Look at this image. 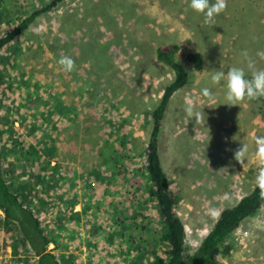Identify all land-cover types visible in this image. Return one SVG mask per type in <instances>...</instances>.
Masks as SVG:
<instances>
[{
    "label": "rangeland",
    "instance_id": "1",
    "mask_svg": "<svg viewBox=\"0 0 264 264\" xmlns=\"http://www.w3.org/2000/svg\"><path fill=\"white\" fill-rule=\"evenodd\" d=\"M51 1L0 0V36ZM159 47L189 74L169 100L158 151L170 188L179 193L175 210L193 253L220 213L256 186L253 137L264 136V97L226 105L224 82L214 85L211 76L244 67L250 78L245 50L264 69L256 56L264 51V0H227L213 26L190 0H60L0 52L8 80L0 118L16 139L5 143L0 136L4 177L16 193L30 186L32 195L22 202L60 244L49 249L73 253L77 264H153L164 246L145 169L151 113L175 78L158 58ZM194 53L200 68L189 57ZM61 56L75 61L74 71L61 69ZM205 87L213 99L202 96ZM187 102L204 113L199 125L186 116ZM242 144L249 145L244 166L234 159ZM53 172L60 178L54 188ZM71 185L78 194L73 212ZM44 201L58 204L44 208ZM230 241L232 253L218 264H264V207ZM37 259L17 224L1 219L0 264Z\"/></svg>",
    "mask_w": 264,
    "mask_h": 264
},
{
    "label": "trees",
    "instance_id": "2",
    "mask_svg": "<svg viewBox=\"0 0 264 264\" xmlns=\"http://www.w3.org/2000/svg\"><path fill=\"white\" fill-rule=\"evenodd\" d=\"M59 1L60 0H52L45 6L33 10L32 13L24 15L18 25H15L6 35L0 36V52L10 41L24 32L29 24L39 15L51 10ZM189 57L195 62L196 66L200 68L201 55L199 53H194ZM0 58L1 102L2 96L6 94L5 92L3 93L4 89L2 88V84H8V80H6V74L1 67L2 62L5 61V57L0 56ZM158 58L174 69L175 78L166 86L161 101L151 113L153 129L145 151V169L148 180L152 186V198L156 201V210L159 215L158 220L160 225H162L160 241L164 244V246L155 253L153 264H218L222 255H230L232 253L233 245L230 238L233 233L240 227L244 219L250 217L264 207V200L260 199L259 189L255 186L252 191L243 196L237 204L225 208L220 213L215 224L206 233L200 245L193 253L187 251V230L184 222L177 216L175 210L176 205L180 201V196L176 190L170 188L169 180L161 166L158 151V137L161 132L162 120L169 100L174 92L189 82V74L179 63L172 61V58L168 56L166 47L158 48ZM5 129V123H3L0 118V136L5 143L7 141H15L16 139L14 136H8V128ZM20 143L25 146L22 140ZM42 143L46 145L44 147L46 148L48 144L47 141ZM48 148L52 151L50 147ZM3 153L4 147L0 145V220L4 219L8 223L17 224L22 240L27 243L30 250L38 257L37 264H77L74 260L73 253H58L54 252L55 249H49V245L53 243L56 248H59L60 244L53 237L49 236L41 225L38 213L33 210L31 206L25 205L24 202H22L23 199L30 198L28 194L30 196L32 195L30 186H23L20 192L16 193L8 184L3 174ZM55 154H57V152ZM114 156V162L118 165L117 156ZM104 159L106 160V157ZM110 159H112L111 156ZM50 160L51 159H47L49 163ZM121 172L122 170L120 169L119 173ZM54 174L55 172L51 173L52 177L50 178V185L53 186L52 188L57 185L60 179L54 177ZM75 187V185L70 186V212H73L72 210L78 202V194ZM67 194H69L68 190ZM19 196H21L22 199H20ZM59 199H61V197H59ZM57 204V202L46 203L44 201V205L42 206H44V208L50 206L54 209V206ZM61 214L62 211L59 208L56 215L61 216ZM13 246L14 253H18L20 254L19 256H21V248L15 244H13Z\"/></svg>",
    "mask_w": 264,
    "mask_h": 264
},
{
    "label": "clouds",
    "instance_id": "3",
    "mask_svg": "<svg viewBox=\"0 0 264 264\" xmlns=\"http://www.w3.org/2000/svg\"><path fill=\"white\" fill-rule=\"evenodd\" d=\"M190 8L197 13L203 14L206 25H215V17L227 9V0H190ZM246 60V67L250 72L248 78L244 67H231L227 72L223 70L214 71L211 81L214 85H220L224 82L226 88V105L234 106L245 100L252 101L264 97V69L256 67L255 60L249 56L247 50L242 53ZM256 56L264 60V51H258ZM57 63L64 72L75 70V61L70 56H61ZM203 97L213 99L211 89L205 87L201 90ZM184 112L188 119L195 118L197 124L204 118L202 111H197L192 102H187L184 106ZM255 152L258 160V169L255 176V185L259 189V197L264 200V136H254ZM249 145L242 146L234 151V159L242 166L247 161Z\"/></svg>",
    "mask_w": 264,
    "mask_h": 264
}]
</instances>
